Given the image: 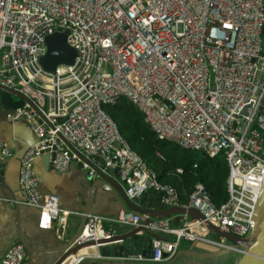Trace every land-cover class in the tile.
I'll return each instance as SVG.
<instances>
[{
  "label": "built area",
  "instance_id": "1",
  "mask_svg": "<svg viewBox=\"0 0 264 264\" xmlns=\"http://www.w3.org/2000/svg\"><path fill=\"white\" fill-rule=\"evenodd\" d=\"M65 31L77 51L74 64L47 71L40 62L46 36ZM0 87L26 98L6 118H23L37 139L20 161L18 203L40 210L39 229L64 225L71 215L58 195L41 191L35 162L49 153L58 171L75 163L94 180L96 170H117L130 200L154 191L165 209L202 215H179L178 225L173 217L153 219L146 229L160 237L151 238L152 255L126 260L164 263L184 240L243 252L207 224L239 238L255 226L264 181V0H0ZM122 96L144 112L160 139L210 158L224 153L225 204L217 207L201 183L182 204L173 186L159 182L102 108ZM13 155L0 141V176ZM105 223L136 228L142 220L131 210L116 218L90 214L75 244L117 234ZM84 251L72 264H97L102 257ZM26 258L17 243L0 264Z\"/></svg>",
  "mask_w": 264,
  "mask_h": 264
},
{
  "label": "crops",
  "instance_id": "2",
  "mask_svg": "<svg viewBox=\"0 0 264 264\" xmlns=\"http://www.w3.org/2000/svg\"><path fill=\"white\" fill-rule=\"evenodd\" d=\"M17 97V96H16ZM18 98V99H17ZM15 98L19 101L20 98ZM3 106H0V139L7 142L13 152L19 151L23 146V140L33 141V134L24 120L11 122L6 119ZM19 168L20 163L13 157L7 159L2 164V175L4 185L0 186V259L14 245L19 243L18 234L26 237L27 240H33L35 246L44 248H54L57 246L56 238H68L72 236L80 227L83 221V214L88 199L83 195L88 180L90 179L80 166L73 163L70 168L61 172L53 168L50 163L49 170L45 169V161L43 157H39L35 162V170L42 179L41 191L43 195L55 194L60 198V207L64 211H68L71 215L68 217L66 224L54 223L50 229H39L40 210L27 207L20 204V212L17 216L10 200L14 195L20 200L21 194L19 190ZM108 175L123 185L115 170L109 171ZM97 179V178H96ZM94 179V180H96ZM91 180L90 181H94ZM101 185L100 187H102ZM151 192H148V194ZM101 201L93 210L92 214H105L108 218H116L113 216L119 208V202L113 198L110 192L100 191L96 194V199ZM108 199L114 200L112 203ZM18 200V201H19ZM152 201H143V208L155 209ZM104 226L116 229L117 234H126L132 226L120 225L116 223H105ZM145 233L139 232L136 239L144 237ZM40 242V243H38ZM95 254L101 253L97 248H86ZM220 250L206 243L182 241L177 249L175 256L158 264H208L206 260L212 259L214 256L220 255ZM59 254L36 255V264H50L55 262ZM102 256V255H101ZM97 264H144L152 262H132L126 259L101 257L96 259ZM24 264H30L25 261ZM156 264V263H152Z\"/></svg>",
  "mask_w": 264,
  "mask_h": 264
},
{
  "label": "water",
  "instance_id": "3",
  "mask_svg": "<svg viewBox=\"0 0 264 264\" xmlns=\"http://www.w3.org/2000/svg\"><path fill=\"white\" fill-rule=\"evenodd\" d=\"M67 33L56 32L54 34L46 36L45 42L47 45V53L41 58L40 62L43 68L47 71L54 72L58 65L66 64L73 65L75 58L77 56V51L67 44ZM0 92V106H3L5 114L7 115L10 111H14L19 107H23L26 98L19 92L14 90H9L1 88ZM19 97L20 100L16 101L15 97ZM168 103V102H167ZM2 109V110H3ZM7 119V118H6ZM20 120H23L21 118ZM19 121V120H18ZM17 122V121H16ZM29 127V126H28ZM30 129V128H29ZM33 141L23 140V146L19 151H16L13 158L19 163L26 151L31 145L36 143L37 139L33 135ZM0 141H3L0 139ZM5 142V141H3ZM6 145L9 146L7 142ZM13 149V148H11ZM264 155V150H263ZM45 161V169L49 170L50 167V154L45 153L42 155ZM97 171V179L93 182L88 180L86 187L83 191V195L88 199L85 207V213L83 216V221L80 224L79 229L68 238L62 239L56 238L57 246L54 248H44L42 246H35L33 240H27L18 234L19 243L23 244L27 251V258L25 261L30 262V264H36V255H48L51 253L59 254L58 259L50 264H64L68 258L74 256L85 248L95 247L101 253L103 257H113L126 259L133 255H144L151 256V238L160 237L159 235H154L146 229V226L155 218H170L173 217V221L176 225L179 224V215H188L194 220H203L202 215L194 209H186L181 206L169 207L165 209V206L161 204V198L155 193H147L140 198H135L130 200L126 195L124 186L109 176L107 173L101 170ZM115 172H118L115 170ZM3 175L0 176V186L4 185ZM103 185L102 187H100ZM100 191L110 192L119 202V208L116 210L114 217H118L121 211H134L141 216L142 223L140 226L131 229L126 234H115L110 238L100 239L97 242L92 241L85 244L76 245L75 242L83 227L86 224L87 218L93 213L94 208L101 202L99 198L96 199V194ZM10 200L13 202V207L16 211L17 216L20 212V204L18 203V196L14 195ZM149 200L154 202V210L143 208V201ZM114 200L108 199L109 203ZM105 215V214H102ZM255 226L251 232L245 238H239L233 235L230 231H221L219 228L207 224L208 228L212 230L215 234L225 237L228 241L232 242L237 248L243 250L241 253V258L237 264H264V181L260 190L258 201L255 208L254 215ZM41 230V229H40ZM139 232L145 233L144 237H140L139 240L136 236ZM40 243V242H38ZM219 250V249H218ZM231 251L220 250V255L229 253Z\"/></svg>",
  "mask_w": 264,
  "mask_h": 264
},
{
  "label": "trees",
  "instance_id": "4",
  "mask_svg": "<svg viewBox=\"0 0 264 264\" xmlns=\"http://www.w3.org/2000/svg\"><path fill=\"white\" fill-rule=\"evenodd\" d=\"M102 108L127 144L156 172L159 182L177 190L182 204L188 203L198 183L206 187L217 207L228 201L229 168L223 152L210 158L202 151L160 139L144 112L127 97ZM179 169L183 172L179 173Z\"/></svg>",
  "mask_w": 264,
  "mask_h": 264
},
{
  "label": "rangeland",
  "instance_id": "5",
  "mask_svg": "<svg viewBox=\"0 0 264 264\" xmlns=\"http://www.w3.org/2000/svg\"><path fill=\"white\" fill-rule=\"evenodd\" d=\"M17 98V97H15ZM18 99V98H17ZM211 238L217 239V236H210ZM229 244L234 245L232 242L228 241ZM86 249V248H85ZM83 249V250H85ZM241 258V253L232 251L226 254L214 256L212 259L206 260L208 264H237ZM152 264V263H144Z\"/></svg>",
  "mask_w": 264,
  "mask_h": 264
},
{
  "label": "bare ground",
  "instance_id": "6",
  "mask_svg": "<svg viewBox=\"0 0 264 264\" xmlns=\"http://www.w3.org/2000/svg\"><path fill=\"white\" fill-rule=\"evenodd\" d=\"M84 250H82V252H83ZM89 251V250H88ZM84 252H86V250L84 251ZM75 258L76 257H70V258H68V260L64 263V264H72L74 261H75Z\"/></svg>",
  "mask_w": 264,
  "mask_h": 264
},
{
  "label": "clouds",
  "instance_id": "7",
  "mask_svg": "<svg viewBox=\"0 0 264 264\" xmlns=\"http://www.w3.org/2000/svg\"><path fill=\"white\" fill-rule=\"evenodd\" d=\"M26 124H27V123H26ZM27 125H28V124H27ZM96 178H97V177H96ZM96 178H95V179H96ZM91 180H92V179H91ZM151 192H152V191H151ZM153 192H154V191H153ZM146 194H147V193H146ZM144 195H145V194H144ZM156 264H158V263H156Z\"/></svg>",
  "mask_w": 264,
  "mask_h": 264
}]
</instances>
